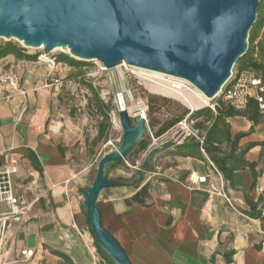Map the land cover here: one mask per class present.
I'll use <instances>...</instances> for the list:
<instances>
[{
  "label": "crops",
  "instance_id": "obj_1",
  "mask_svg": "<svg viewBox=\"0 0 264 264\" xmlns=\"http://www.w3.org/2000/svg\"><path fill=\"white\" fill-rule=\"evenodd\" d=\"M8 71L27 94L0 85V168H18L15 191L22 195L19 186L27 185L25 197L33 205L26 222L7 230L0 264H110L87 220L89 170L70 161L64 125L53 120L51 68L10 55L0 60V74ZM228 122L233 136L245 134L239 148H249L245 158L256 165L257 179L249 168L232 181L219 171L222 189L203 150L206 161L178 153L183 141L157 159L137 188L100 193L103 228L132 264H264V217L252 215L264 206V117L258 125L243 117ZM194 177L206 181L194 183ZM22 250L34 256L16 263Z\"/></svg>",
  "mask_w": 264,
  "mask_h": 264
},
{
  "label": "water",
  "instance_id": "obj_2",
  "mask_svg": "<svg viewBox=\"0 0 264 264\" xmlns=\"http://www.w3.org/2000/svg\"><path fill=\"white\" fill-rule=\"evenodd\" d=\"M261 0H0V46L16 42L46 55L64 50L71 59L98 61L107 69L127 65L185 81L207 100H215L250 51V34ZM205 106L202 108H207ZM200 108V109H202ZM191 113L194 111L189 109ZM199 110V109H198ZM197 111V110H195ZM123 139L102 157L85 192L92 234L112 264H132L102 225L97 206L109 188H135L150 167L176 148L182 137L150 150L141 168L127 179H109L107 171L143 140L146 123L128 110L118 112Z\"/></svg>",
  "mask_w": 264,
  "mask_h": 264
},
{
  "label": "rangeland",
  "instance_id": "obj_3",
  "mask_svg": "<svg viewBox=\"0 0 264 264\" xmlns=\"http://www.w3.org/2000/svg\"><path fill=\"white\" fill-rule=\"evenodd\" d=\"M259 40H264V29ZM1 42L5 43V40ZM26 53L36 55V62L41 56H46L48 60V63L41 64L51 68L47 79L53 84V92L56 94L53 120L63 123L66 132H64L63 144L67 146V155L77 169L87 168L89 170L87 178L90 185L94 181L102 157L115 152L121 145L123 132L118 118V112L121 109L129 112L138 103H143L147 107L146 133L143 139H146L150 146L148 151L139 154L132 153L129 158L125 159L123 165L109 169L107 171L109 179L132 177L141 168L150 150L175 139L176 134L181 132V126L178 124L164 136L160 138L155 136L161 123L174 116L182 115L188 109L174 99L150 93L139 77L141 70L127 65L122 68L118 66L114 69H107L98 61L82 63L76 67L70 66L60 62V57L66 54L64 50H57L46 55L42 49H27ZM236 69L237 66L234 73ZM90 84L98 91L104 103L111 107L112 126L107 133L106 140L99 142L97 136L102 119L93 115L89 109V100L93 97L88 89ZM150 96L159 98L154 103L153 110H150L148 103ZM208 101L210 108L215 107L219 102L217 99ZM130 115L132 124L135 125L134 114L130 113ZM187 125L192 127L193 123L187 120Z\"/></svg>",
  "mask_w": 264,
  "mask_h": 264
},
{
  "label": "trees",
  "instance_id": "obj_4",
  "mask_svg": "<svg viewBox=\"0 0 264 264\" xmlns=\"http://www.w3.org/2000/svg\"><path fill=\"white\" fill-rule=\"evenodd\" d=\"M257 15V22L250 34V51L246 57L237 63L236 72H254L264 83V40H259L264 29V0H261ZM255 43L257 44L255 45ZM10 55L16 57L18 60H37L36 55L27 54L26 50L17 43L5 42L0 46V60ZM60 62L67 63L74 67L82 65V63L66 55L60 57ZM88 89L93 95L89 100V109L93 115H97L102 119L97 136V141L99 142L106 140L107 133L112 126L110 118L111 107L104 103L98 91L91 84L88 85ZM157 100H159V98L156 96L149 97L148 103L150 110H153L154 103ZM234 117H243L250 120L254 125H258L264 117V114L260 112L259 105L255 99H251L244 109H235L219 101L215 105V110L210 107L199 109L193 113H191L190 110H186L182 115L174 116L166 120L161 123L155 136L160 138L184 120H190L193 122V129L197 131V137H187L184 142L177 147L178 153L181 156L194 157L206 161L202 153L203 150L226 180L232 181L236 172L247 168L252 171L254 178L257 179L258 173L256 171V165L249 163L245 158L249 148L243 150L239 148V142L245 137V134L233 136L231 133L228 120ZM149 146L150 143L146 139L141 140V142L127 154L125 159L129 158L132 153L139 154L148 151ZM125 159L115 164L113 167L123 165ZM152 169L153 167H150L149 172L152 171ZM86 190H84V193ZM254 211L252 215L260 218L264 217V206L261 211H256L255 208ZM97 246L100 256L105 261L112 264L98 244Z\"/></svg>",
  "mask_w": 264,
  "mask_h": 264
},
{
  "label": "built area",
  "instance_id": "obj_5",
  "mask_svg": "<svg viewBox=\"0 0 264 264\" xmlns=\"http://www.w3.org/2000/svg\"><path fill=\"white\" fill-rule=\"evenodd\" d=\"M38 63H48L46 56H41L38 60ZM0 85L10 88L13 92H21L22 95L27 94L26 91L21 89V80L13 71L0 74ZM216 99L235 109H244L247 107L251 99H255L259 105L260 112L264 114V83L262 79L254 72H235L232 80L229 82V84H227V86ZM212 109L215 110V107H212ZM179 125L181 126V132L178 133V137H182L181 142L190 136L197 137V131H195L193 127H188L187 119L181 122ZM210 164L215 174H217L219 177L221 188L223 189L224 180L222 174L212 162H210ZM17 174L18 168L14 165H7L0 168L1 247L5 246L7 230L12 226L13 223L26 222L28 220V214L33 205L25 197L26 193L30 189L27 185L19 186V188L23 190L22 195H18L16 193V186L14 184L13 177ZM205 181L206 178H192V182L194 183H202ZM210 189L213 192L221 194V192H219L214 185H211ZM20 255L21 258L16 260V263L19 261H30L34 256V252L31 250H22Z\"/></svg>",
  "mask_w": 264,
  "mask_h": 264
},
{
  "label": "bare ground",
  "instance_id": "obj_6",
  "mask_svg": "<svg viewBox=\"0 0 264 264\" xmlns=\"http://www.w3.org/2000/svg\"><path fill=\"white\" fill-rule=\"evenodd\" d=\"M124 66L126 65L120 67ZM137 70L140 71L141 69ZM141 71L139 77L150 93L174 99L193 111L209 105V101L187 82L151 71ZM146 110L147 107L143 103H138L129 112L134 114V116L140 115L142 118H145ZM178 136L179 134L175 138Z\"/></svg>",
  "mask_w": 264,
  "mask_h": 264
}]
</instances>
